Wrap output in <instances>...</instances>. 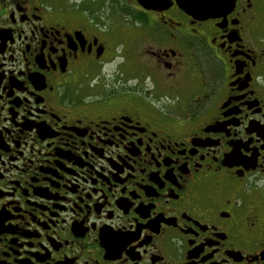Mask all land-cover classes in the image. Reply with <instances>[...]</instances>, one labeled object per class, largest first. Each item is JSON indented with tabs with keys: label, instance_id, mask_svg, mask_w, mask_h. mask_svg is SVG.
Here are the masks:
<instances>
[{
	"label": "flooded vegetation",
	"instance_id": "af4514ba",
	"mask_svg": "<svg viewBox=\"0 0 264 264\" xmlns=\"http://www.w3.org/2000/svg\"><path fill=\"white\" fill-rule=\"evenodd\" d=\"M0 264H264V0H0Z\"/></svg>",
	"mask_w": 264,
	"mask_h": 264
},
{
	"label": "water",
	"instance_id": "95a60500",
	"mask_svg": "<svg viewBox=\"0 0 264 264\" xmlns=\"http://www.w3.org/2000/svg\"><path fill=\"white\" fill-rule=\"evenodd\" d=\"M140 1V0H139ZM152 1V0H148ZM179 7L193 15L212 13L218 8L219 0H176Z\"/></svg>",
	"mask_w": 264,
	"mask_h": 264
}]
</instances>
